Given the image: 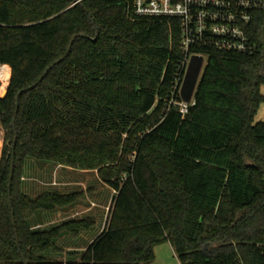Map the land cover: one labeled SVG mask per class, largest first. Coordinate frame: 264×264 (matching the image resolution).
Listing matches in <instances>:
<instances>
[{
	"label": "trees",
	"instance_id": "obj_1",
	"mask_svg": "<svg viewBox=\"0 0 264 264\" xmlns=\"http://www.w3.org/2000/svg\"><path fill=\"white\" fill-rule=\"evenodd\" d=\"M75 1L0 0V64L12 68L0 96V264H23L22 254L63 264L46 251L95 222L38 226L42 211L81 193L47 186L32 195L29 159L98 168L115 190L102 231L71 264H146L163 241L181 264H264V11L249 29L252 51H206L183 114L171 103L181 98L172 93L183 56L177 23L137 15L133 0ZM62 56L16 113L18 92Z\"/></svg>",
	"mask_w": 264,
	"mask_h": 264
},
{
	"label": "built area",
	"instance_id": "obj_2",
	"mask_svg": "<svg viewBox=\"0 0 264 264\" xmlns=\"http://www.w3.org/2000/svg\"><path fill=\"white\" fill-rule=\"evenodd\" d=\"M135 13L145 17H166L179 28L182 58L177 63L178 80L172 93L180 94L181 85L193 54H201L207 62L206 51H252L249 29L257 11H264V0H133ZM181 97V95H180ZM172 98L185 114L190 104ZM40 226V225H38ZM63 264H71L63 260Z\"/></svg>",
	"mask_w": 264,
	"mask_h": 264
},
{
	"label": "rangeland",
	"instance_id": "obj_3",
	"mask_svg": "<svg viewBox=\"0 0 264 264\" xmlns=\"http://www.w3.org/2000/svg\"><path fill=\"white\" fill-rule=\"evenodd\" d=\"M0 95H2L1 89H0ZM262 114L263 112L259 111V113H257V117H259ZM0 132H1L0 134H1L2 145H3L5 129L3 128L1 122H0ZM126 137H127V133H124V138ZM133 153H131L129 157H133L134 155ZM31 161H34L36 165L30 171V173L31 174L40 173V176H42V177H39V180L35 181L37 187L39 188L38 189L39 191L40 189L42 190L43 188L47 186L58 188V190L61 192L62 191L64 192L70 189H75L76 191H80L81 193L80 198L74 204V205H78L79 207L78 209H84L85 207H91L88 213H91L92 215L97 214V212L99 211L97 209H100V210L103 209L101 206H98L97 203H99L98 200H101L102 198L101 195L102 193H104L103 189H106L108 184L105 181H103V179L101 178L98 168L96 169H76L72 167L66 168L62 166L61 164L51 165V163H46L41 160L29 159V163H31ZM60 178H64V180H66L69 183L68 184H60V183L55 184L54 181H59ZM47 180H49L51 183L45 184L44 182H46ZM77 180L80 183L78 184L74 183ZM72 181L73 183L71 184L70 182ZM109 190L111 192V195L115 193V190L113 188L110 187ZM111 204H112V200H111ZM66 208H70V206L64 207V208H56L55 210H53V212H56V211L58 212V210L60 209H63L66 211L67 210ZM110 209L104 208L103 209L104 214L103 215L101 214L102 217L97 218V219H95V217H93L92 215H88V217H90L95 222H93L89 228L81 230L78 235L68 236L71 242L76 243V244H82V246L87 244L88 238L92 237L95 234V232H97L103 226L102 222L105 221L106 223L109 217V214H110ZM42 212L45 213V215L47 216H50L53 213L51 210H45ZM57 223H60V222H54L53 224H57ZM49 225L50 224H46L45 226L48 227ZM63 237L64 236L58 238V241H57V244L61 246L62 250L55 252L50 249L46 251V256L49 258L65 260V261H69L72 259H78L79 255L83 253L84 249L77 248V249L67 250L66 247L63 245V240H62ZM85 237H87V239H85ZM69 251L71 252L74 251L75 253H69ZM154 251H155L154 259L146 264H181L174 247L169 241H163V242L156 244Z\"/></svg>",
	"mask_w": 264,
	"mask_h": 264
},
{
	"label": "crops",
	"instance_id": "obj_4",
	"mask_svg": "<svg viewBox=\"0 0 264 264\" xmlns=\"http://www.w3.org/2000/svg\"><path fill=\"white\" fill-rule=\"evenodd\" d=\"M5 66H8V68L10 70V75H9V79L10 80H11V74H12V68H11V66L9 64H0V81H1V85H2V86L0 85L1 91H3L5 88H7L9 86V84H10V80H8L7 83H4L3 76L1 74L2 69ZM261 89H262V92L264 94V85H262ZM259 111L263 112V114H262L263 116L262 115H260L259 117L256 116V120L257 121L258 120H264V102L260 105ZM259 111H258V113H259ZM1 152H2V138H1V134H0V157H1ZM35 165H36V163H34V161H31L30 167H32V169L34 168ZM66 168H71V167H66ZM30 171H29V173L26 174V177H27V179H26V190L29 193H31L32 195H36L38 192L41 191V189H40V191L38 190L39 188L37 187L35 181L39 180V177H42V176H40V173L39 174H31ZM44 183L45 184H49L51 182L49 180H47ZM54 183L55 184H59V183L60 184H68L69 182L64 180V178H60L59 181H54ZM70 183L72 184L73 181L70 182ZM74 183L78 184L80 182L77 180ZM107 188L103 189L104 193H102V195H101L102 198H101V200H98L99 203H97L98 206H101L103 209L104 208H107V209L111 208V200H112V195L113 194L111 195V192L109 190V188H110L109 185L107 186ZM56 189H58V188H56ZM72 191H76V190L75 189H70V190H67V191H64V192H72ZM78 208H79L78 205H72V206H70V208H66L67 209L66 211L63 210V209L58 210V212L57 211L56 212L52 211L53 213L50 216H47V215H45V213L42 212L39 216L38 215L36 216V222H37L38 225L45 226L46 224H53L54 222H63V221L68 220V219L81 218V217H86L88 215H92L91 213H88L89 210L91 209V207H85L84 209H78ZM103 209L102 210L97 209V210H99L97 212V214L96 215H92V216L95 217V219L102 217L101 214L102 215L104 214V210ZM102 223H103V226L97 232H95V234L92 237L88 238L87 244H85L84 246H82V244L72 243L71 240L68 238V236H64L63 237V239H62L63 240V245L66 247L67 250L77 249V248L78 249L87 248L89 243L102 231V229L104 227V224H105V221H103ZM85 239H87V237H85Z\"/></svg>",
	"mask_w": 264,
	"mask_h": 264
},
{
	"label": "water",
	"instance_id": "obj_5",
	"mask_svg": "<svg viewBox=\"0 0 264 264\" xmlns=\"http://www.w3.org/2000/svg\"><path fill=\"white\" fill-rule=\"evenodd\" d=\"M79 1L80 0H76L75 2H79ZM83 36H85V35H83ZM94 39H96V38H94ZM70 49H71V45L67 49L66 55L69 53ZM64 57L65 56H62L61 58L56 60L53 64H51L46 69L44 74L38 79V81L36 83H34V84L30 85L29 87L24 88L18 92V95H17L18 100H17V104H16V113L18 112V109H19V97L21 96V94L24 91L33 88L38 82L42 81V79L49 72V70L55 64L62 61L64 59ZM205 65H206V63H205V58L203 55L193 54L191 56V59L189 61V64H188V67H187V70H186V73H185V76H184V79H183V82L181 85V89H180V95H181L182 100H184L186 102H192L193 101V99L195 97V91H196L201 73H202ZM7 92H8V87L2 91V95H0V96L6 95ZM16 142H17V131L15 130V139H14V144H13L14 147L16 146ZM13 172H14V152H13V159H12L10 179H9V196H10V199H11V184H12V179H13ZM16 241H17V245H18L19 250H21L20 241H19L17 231H16ZM22 262H23V264H28V262H27V260L23 254H22Z\"/></svg>",
	"mask_w": 264,
	"mask_h": 264
},
{
	"label": "bare ground",
	"instance_id": "obj_6",
	"mask_svg": "<svg viewBox=\"0 0 264 264\" xmlns=\"http://www.w3.org/2000/svg\"><path fill=\"white\" fill-rule=\"evenodd\" d=\"M2 76H3V80L4 83H7L9 79V75H10V70L8 68V66H5L4 69L1 72ZM8 85V84H7ZM2 86V85H1Z\"/></svg>",
	"mask_w": 264,
	"mask_h": 264
}]
</instances>
